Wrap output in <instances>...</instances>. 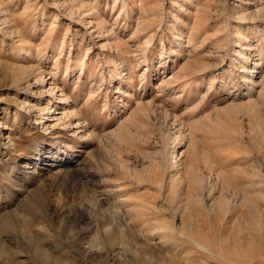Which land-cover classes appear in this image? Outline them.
I'll return each instance as SVG.
<instances>
[{
	"label": "rangeland",
	"instance_id": "rangeland-1",
	"mask_svg": "<svg viewBox=\"0 0 264 264\" xmlns=\"http://www.w3.org/2000/svg\"><path fill=\"white\" fill-rule=\"evenodd\" d=\"M262 82L264 0H0V264H264Z\"/></svg>",
	"mask_w": 264,
	"mask_h": 264
},
{
	"label": "bare ground",
	"instance_id": "bare-ground-1",
	"mask_svg": "<svg viewBox=\"0 0 264 264\" xmlns=\"http://www.w3.org/2000/svg\"><path fill=\"white\" fill-rule=\"evenodd\" d=\"M138 1V0H137ZM247 42V41H246ZM239 54H241L240 52H238ZM244 56H245V54H244ZM247 56V55H246ZM245 59V58H244ZM247 60V59H246ZM260 63V62H259ZM257 66V64L256 63H254V68H252V70H250V69H247V70H244V72L247 74V76H246V79H247V81H248V84L250 85V88L248 89V91L250 92V91H252V90H254V88H253V84H255V85H257L258 83L257 82H255V81H253V79H254V76H253V74H254V69H255V67ZM257 72V71H256ZM241 73V72H240ZM242 73H243V71H242ZM256 74V73H255ZM245 75V74H244ZM25 80H27V79H25ZM37 80V79H36ZM243 80V79H242ZM38 81V80H37ZM41 81V80H40ZM246 81V80H245ZM42 84V83H41ZM40 84V85H41ZM261 85H262V88H264V83L262 82L261 83ZM234 86V85H233ZM232 87V86H231ZM213 88V87H212ZM248 88V87H247ZM246 89V88H245ZM255 90H256V88H255ZM247 91V92H248ZM243 93V92H242ZM53 95V94H52ZM246 95V94H245ZM255 95V94H254ZM237 96V95H236ZM244 96V95H243ZM54 98V97H53ZM244 98H245V96H244ZM55 99H58V98H56L55 97ZM237 100V99H236ZM240 101V100H239ZM240 103V102H239ZM234 107H235V105H234ZM247 110V109H246ZM43 111H45V109L43 110ZM233 112V111H232ZM244 112V111H243ZM66 118V115H65V109H62V113H56V110L53 112V114L52 115H50L48 118H45V117H43L42 119H48L47 120V122H50V123H55V124H60V123H62L63 122V120ZM40 119V118H39ZM44 122H41L40 124H43ZM45 124V123H44ZM72 124V123H71ZM174 137V136H173ZM172 139V138H171ZM175 139V138H174ZM164 153V152H163ZM178 157H180V154H175V156H174V163H173V165H172V169H173V172L174 171H176L177 170V159H178ZM86 174V173H85ZM11 181V180H10ZM13 182V181H12ZM200 188V187H199ZM8 191V190H7ZM10 193V192H9ZM0 194H1V192H0ZM6 196V195H5ZM8 197V196H7ZM25 198V197H24ZM20 199V198H19ZM28 200V199H27ZM29 201V200H28ZM224 201H226V200H224ZM20 203V202H19ZM227 203V202H226ZM12 207V206H11ZM211 207H212V210L215 208L214 207V205H211ZM210 211V210H209ZM7 212V211H6ZM12 215V214H11ZM44 216V215H43ZM47 216V215H46ZM8 217V216H7ZM7 243V242H6ZM196 245H197V247H199L201 250H204L205 252H208V253H211V251L207 248V247H205L204 245H202V244H200V243H196Z\"/></svg>",
	"mask_w": 264,
	"mask_h": 264
}]
</instances>
